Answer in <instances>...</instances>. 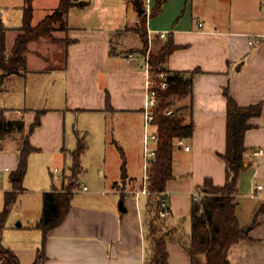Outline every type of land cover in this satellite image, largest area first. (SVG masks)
Returning <instances> with one entry per match:
<instances>
[{"label":"crops","instance_id":"0c3cea01","mask_svg":"<svg viewBox=\"0 0 264 264\" xmlns=\"http://www.w3.org/2000/svg\"><path fill=\"white\" fill-rule=\"evenodd\" d=\"M3 1L0 19L7 29L9 53L22 25L25 0ZM150 1L151 14L145 15L146 48L134 0H76L85 5L70 8L62 35L54 32L56 41L43 38L30 43L26 69L11 75L0 89V109L9 120L22 123L20 130L0 140V213L5 193L14 189L15 182L21 187L3 233L4 247L19 264H34L42 243V232L35 226L42 215L43 194L53 188L60 191L63 182L57 175L53 179L51 172L48 177L45 158L37 165L34 159L39 153L60 157L71 174L78 140L85 144L81 172L73 183L68 215L48 234L44 264L145 263L152 215L148 196L134 195L141 180L130 170L138 164L142 167L143 56L149 51L156 58L166 46L173 50L162 69L192 81L191 93L172 95L166 111L194 126L190 137H178L185 139L188 151L173 145V178L165 186L171 212L162 220L161 230L167 236L168 263L192 264L186 246L193 194L206 179L219 187L225 183L226 164L220 156L226 151L224 90L228 89L239 106L262 107L260 116L249 120L253 127L244 137L245 165L236 189V217L240 227L249 228L248 238L230 248L228 260L230 264H264V212L258 214L264 204V153L252 155L264 151V0H161L156 13L157 0ZM59 2L33 0L32 25L54 12ZM256 35L250 45L248 41ZM129 54L134 57L128 61ZM38 114L40 124L30 133ZM107 133L127 160L126 177L114 181L107 191L99 189L104 186L99 181L90 190L80 183L86 174V138L103 146L109 140ZM26 137L34 151L21 175L19 156ZM134 140L141 148L140 156L128 147ZM102 165L96 160V167ZM32 195L34 210L28 199ZM24 202L28 206L18 212L17 206ZM194 264H205L204 255L196 256Z\"/></svg>","mask_w":264,"mask_h":264},{"label":"trees","instance_id":"16d2710c","mask_svg":"<svg viewBox=\"0 0 264 264\" xmlns=\"http://www.w3.org/2000/svg\"><path fill=\"white\" fill-rule=\"evenodd\" d=\"M85 3H77L76 0H60L57 9L45 16L37 25H32L33 0H25L23 8L22 25L18 29V35L14 44L7 52L6 31L0 19V89L6 80L14 74L26 69V52L32 42L40 39L56 41L52 33L60 25L61 31H65L67 23L65 17L70 8L83 7ZM161 0H157L153 13L160 10ZM140 35L144 41L145 48V14H140ZM173 50V47H164L160 54L153 58L150 56V63L155 71L165 62L166 57ZM169 86L166 90H158V107L156 109L155 125L159 134L157 146V159L151 166L148 195V212L152 215L149 221L148 240L150 244L149 254L144 264H169L166 248L167 236L158 228L157 221H162L157 215L158 197L156 193L165 190L167 181L173 178V143L178 137H190L194 126L192 122L183 123V119L177 114L165 115L170 105L172 95L185 96L191 93L192 81L182 74L175 73L169 76ZM226 97V151L220 157L226 164V178L223 186H215L210 179H206L200 188L204 197L198 203L193 201L191 210V234L190 243L186 246L192 264L196 256L204 255L205 264H230L228 252L230 248L242 240L248 238V231L240 227L236 217V189L241 169L244 167V137L246 132L253 126L249 120L261 114V105L241 107L229 94L228 89L224 90ZM40 124V114L30 127V133ZM22 123L11 121L5 116V111L0 109V140L13 131L20 130ZM85 144L78 140V147L73 153V165L71 168L72 183L66 190L58 191L56 188L43 194L42 215L35 226L42 232L41 247L37 251L34 264H44L46 259L45 246L48 234L58 227L70 211L73 198L74 181L81 172L80 157L84 151ZM34 151L28 137L23 141L19 156L18 171L23 175L26 171L28 157ZM123 155V153L121 152ZM14 183V189L4 195V206L0 213V264H19L15 254L3 245V233L7 217L15 204L21 187ZM264 212V204L260 207L258 214ZM255 226V223L251 227Z\"/></svg>","mask_w":264,"mask_h":264},{"label":"built area","instance_id":"2783aa9c","mask_svg":"<svg viewBox=\"0 0 264 264\" xmlns=\"http://www.w3.org/2000/svg\"><path fill=\"white\" fill-rule=\"evenodd\" d=\"M144 8V14L149 18L151 14V1L150 0H141ZM1 17V13H0ZM201 26V24H199ZM149 35L151 31L148 30ZM161 38H165V33H160ZM254 36L253 39L249 40L248 43L254 44L256 42ZM133 54H129L127 56V60L133 59ZM144 61V70H145V103L143 108V142H142V154H143V178L141 183V188L139 191L134 193L135 197L137 198L139 195H150L152 192L149 190V183H150V171L152 164L157 159V146L159 142V134L158 131L155 129V116H156V109L158 107V90H166L169 86V76L170 73L166 70L162 69L160 66L157 71H155L150 63V54L149 51L143 56ZM165 115H171V112L165 111ZM174 146H180L184 150L188 151L189 146L185 145L184 138H176L173 143ZM264 151L262 149L254 152L253 156H261L263 155ZM6 170V169H4ZM57 172L55 169L54 173ZM1 176V172H0ZM261 189V186L257 187V190ZM83 190H87V187L84 186ZM158 197V211L157 215L161 219H165L169 216L171 212L170 200L169 195L165 192V190L156 193ZM204 197V192L201 189H197L193 194V201L200 202Z\"/></svg>","mask_w":264,"mask_h":264},{"label":"rangeland","instance_id":"374dc122","mask_svg":"<svg viewBox=\"0 0 264 264\" xmlns=\"http://www.w3.org/2000/svg\"><path fill=\"white\" fill-rule=\"evenodd\" d=\"M3 0H0V7H2L4 4ZM56 28L60 29V25L56 24L55 25ZM56 30L54 32H56L55 34H57L58 36L62 35L61 30ZM59 31V32H57ZM54 32L52 33L53 37L56 39V37L54 36ZM79 124V123H78ZM77 124V126H78ZM114 127V126H113ZM77 128V127H76ZM79 131L80 130V126L78 127ZM110 131L112 132V127L110 126ZM114 131H119L116 127L114 128ZM80 135H82V133H80ZM107 143L104 145L102 142L101 144H103V146H100L98 143L99 141L96 142L95 139H91L89 140V137L87 136V146H88V152H87V159L85 161V170H86V174L84 173V175L80 178V183L81 185H86L90 190L94 189L97 187L96 184H98V181L101 182V184L103 183L104 186L102 185L99 189L100 190H104L107 191V189L109 190L113 184L114 181H118L119 179H121V177L123 176V169L125 168V170L127 169V160L125 161L122 158V154H121V150L116 148V145H113L112 143H110V139L111 137L108 135L107 133ZM133 144L131 146H128L129 148H131V151L135 154H137V156H140V151L141 148L139 149V145L138 142L134 140V142H132ZM135 151V152H134ZM134 154V155H135ZM143 156V154H142ZM43 157V158H42ZM126 157V155H125ZM44 158L47 160V168H49L50 170H47L46 168V172L47 175L49 177V174L51 172V174H53V176H50L55 179L56 175L59 177L60 181H62V186L59 189L60 191H64L66 190L67 186L71 185L72 183V174H70L68 169V163L64 164L63 160L60 157H52L51 155H47V154H37L35 159L36 161L35 164L37 165V163L39 162V160H44ZM94 160V161H93ZM96 160L98 163H102V166H98L96 167ZM142 163H143V157H142ZM84 166V164H83ZM57 167V169L59 170L58 174L54 173V169ZM64 170V172H63ZM131 174L135 175V177L139 180H141L142 183V178H143V169L141 166H136L134 169L131 168L130 170ZM100 172H103L104 174H100ZM63 174H65L66 176L63 177ZM130 174V175H131ZM112 175H116L115 179L112 180ZM119 177V178H118ZM107 186V187H106ZM110 186V187H109ZM74 190V189H73ZM1 188H0V192H1ZM30 200V207L33 208V210L35 209V204H34V195H32L30 198H28ZM20 201V200H19ZM25 206H28L24 203H21L17 206V210L18 212H21ZM157 225L158 228L161 229V226L163 225V221H157Z\"/></svg>","mask_w":264,"mask_h":264},{"label":"water","instance_id":"95a60500","mask_svg":"<svg viewBox=\"0 0 264 264\" xmlns=\"http://www.w3.org/2000/svg\"><path fill=\"white\" fill-rule=\"evenodd\" d=\"M135 1V6L137 9V12L139 14H143L144 13V8H143V4L141 0H134ZM123 177H126V170L125 168L123 169ZM245 231H248V229H245Z\"/></svg>","mask_w":264,"mask_h":264}]
</instances>
